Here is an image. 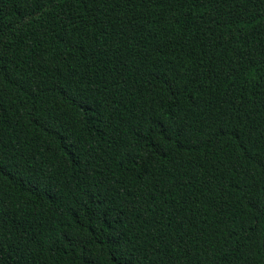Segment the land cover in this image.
I'll return each mask as SVG.
<instances>
[{
    "label": "trees",
    "instance_id": "16d2710c",
    "mask_svg": "<svg viewBox=\"0 0 264 264\" xmlns=\"http://www.w3.org/2000/svg\"><path fill=\"white\" fill-rule=\"evenodd\" d=\"M264 0H0V264H264Z\"/></svg>",
    "mask_w": 264,
    "mask_h": 264
},
{
    "label": "water",
    "instance_id": "95a60500",
    "mask_svg": "<svg viewBox=\"0 0 264 264\" xmlns=\"http://www.w3.org/2000/svg\"><path fill=\"white\" fill-rule=\"evenodd\" d=\"M262 250H263V255H264V230H263V235H262Z\"/></svg>",
    "mask_w": 264,
    "mask_h": 264
}]
</instances>
